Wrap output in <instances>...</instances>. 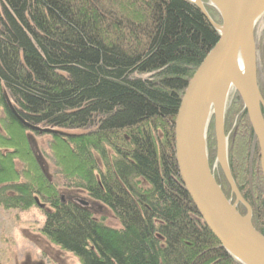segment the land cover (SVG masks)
<instances>
[{
	"label": "trees",
	"instance_id": "1",
	"mask_svg": "<svg viewBox=\"0 0 264 264\" xmlns=\"http://www.w3.org/2000/svg\"><path fill=\"white\" fill-rule=\"evenodd\" d=\"M216 32L190 0H0V107L8 122L0 144L13 148L6 157L0 147V207L47 205L41 233L79 264H240L202 224L174 155L177 108ZM6 97L29 124L72 131L48 134L59 174L112 214L116 228L96 219L89 202L61 198L35 158L30 179L15 180L11 157L34 154ZM227 100L225 135L231 110L237 123L229 170L264 236L257 140L233 89ZM213 127L212 119L208 147Z\"/></svg>",
	"mask_w": 264,
	"mask_h": 264
},
{
	"label": "water",
	"instance_id": "2",
	"mask_svg": "<svg viewBox=\"0 0 264 264\" xmlns=\"http://www.w3.org/2000/svg\"><path fill=\"white\" fill-rule=\"evenodd\" d=\"M190 1L217 31L218 40L188 81L174 119V155L180 183L202 224L233 260L240 264H264V236L253 227L251 208L232 178L223 128L228 95L233 89L242 101L257 140L264 179V100L257 84L254 42V28L264 15V0H207L218 12L220 25L213 23L201 0ZM6 105L24 128L38 134H63L56 129L29 124L16 113L7 97ZM211 115L217 163L235 196V204L226 199L209 171L206 128ZM238 202L246 208L245 216L237 212Z\"/></svg>",
	"mask_w": 264,
	"mask_h": 264
},
{
	"label": "rangeland",
	"instance_id": "3",
	"mask_svg": "<svg viewBox=\"0 0 264 264\" xmlns=\"http://www.w3.org/2000/svg\"><path fill=\"white\" fill-rule=\"evenodd\" d=\"M200 2L203 3L205 10L206 8H212L213 10H215L212 6H210L207 0H201ZM206 12L211 18V12H209L208 10ZM218 20V17L214 18L213 23ZM216 23L217 25H220L221 20L220 23ZM254 31H256L254 32V42H256L257 52V84H259L262 96L264 97V15L257 22ZM233 114L234 111L231 110L230 117H232V119L228 121V130L225 135L227 137V148L229 139L228 137L233 134L232 131L234 130L235 125L237 124L235 117L236 115ZM5 117L6 115L4 109L3 107H0V133L7 135L8 131L5 127L8 126V122H6L7 120ZM212 117V115L211 117H209L210 119L208 128L209 125H211L212 119L214 125V118ZM39 127L47 128L43 126ZM208 128H206V138H208ZM3 129L5 130L3 131ZM62 132H66L69 134L72 131ZM24 136L25 141L27 140L26 144L28 145V147L31 148L34 156L32 157L31 155V158L26 157L29 161L24 158H18L14 155L11 157L10 160L13 165L12 168L14 169L18 177L15 180H19V182L29 180L30 171L33 170L34 172L40 167V171H44L45 175L48 177V180L57 187L59 191V196L61 198H65V200H68L72 199L73 197V199L89 202V205L92 207V211L96 219L100 220L103 218L105 219V224L109 226H115L116 228L117 222L116 219L113 218L112 214H110L108 211L102 209L96 204L93 206V203L88 199V197L84 193L76 190L75 192L74 189H70L67 187V183L64 177L59 174V167L57 166V162L54 157V142L52 140V137L47 134H37L35 132L30 131H25ZM0 147L3 148L1 151L4 153L3 155H6V157L10 155L9 150L11 151L13 149L12 147H2L1 144ZM209 147H211V152L207 150L209 149ZM209 147L208 141L206 139L207 160L210 168L209 171H211L212 176L215 179L218 174L223 175L222 171L220 170V166L217 163L215 135L213 136V140L212 142H210ZM235 151L240 153V148L238 145H235L234 152ZM34 158L36 159L39 167L34 165ZM223 180H226L225 177L224 179H220L219 181L222 189L228 194V198L226 199L230 200L231 203L235 204V196L230 191L231 189L230 187H228L229 185L226 184L227 181L225 182ZM220 186L219 188L221 189ZM241 205L242 203L238 202L237 209H239V212L243 216H245L246 208L243 205V207H241ZM48 208L49 207L47 205H43L40 202H37V205L31 207L30 209L23 211L13 209L4 210L0 207V264H79L78 260L73 255L64 252L63 250L55 246L51 241L47 239V237H45L41 233L42 226L45 220V212L48 210Z\"/></svg>",
	"mask_w": 264,
	"mask_h": 264
},
{
	"label": "bare ground",
	"instance_id": "4",
	"mask_svg": "<svg viewBox=\"0 0 264 264\" xmlns=\"http://www.w3.org/2000/svg\"><path fill=\"white\" fill-rule=\"evenodd\" d=\"M237 64H239V67H240V65H241V61L239 60ZM237 66H238V65H237ZM228 88H229V87H228ZM229 93H230V92H229Z\"/></svg>",
	"mask_w": 264,
	"mask_h": 264
},
{
	"label": "flooded vegetation",
	"instance_id": "5",
	"mask_svg": "<svg viewBox=\"0 0 264 264\" xmlns=\"http://www.w3.org/2000/svg\"><path fill=\"white\" fill-rule=\"evenodd\" d=\"M6 115V114H5ZM7 117V116H6ZM28 130V129H27ZM28 131H30V130H28ZM30 132H33V131H30Z\"/></svg>",
	"mask_w": 264,
	"mask_h": 264
}]
</instances>
